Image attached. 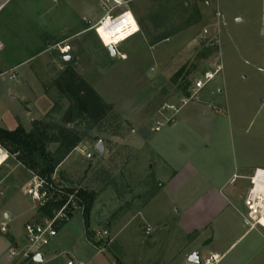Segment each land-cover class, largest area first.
Instances as JSON below:
<instances>
[{"label":"rangeland","instance_id":"rangeland-1","mask_svg":"<svg viewBox=\"0 0 264 264\" xmlns=\"http://www.w3.org/2000/svg\"><path fill=\"white\" fill-rule=\"evenodd\" d=\"M123 1L141 30L117 49L127 59L112 57L105 50L109 46L105 37L102 44L92 30L93 20L104 15L100 0H12L8 4L0 13L4 45L0 51V128H30L39 120L35 105L42 88L51 107L42 120L82 134V142L51 176L55 187L82 201L85 194L91 201L92 237L93 231L109 233L103 248L111 249L115 242L116 251L129 252L132 261H137L139 249H157L165 258L169 256L166 249H177L186 238L192 240L194 234L187 237L184 231L193 218H181L180 213L206 194L200 186L207 173L219 172L221 167L216 153L230 158L231 170L235 154L239 163L264 166V0ZM205 29L208 35L203 34ZM82 30L89 32L78 35ZM61 41H68L70 54L92 71L89 82L111 106L97 125L87 121L62 124L68 102L54 87L60 66L53 62L59 52L52 49ZM46 42H52L54 51L12 71V66L43 50ZM221 64L224 71L198 93L197 100L184 105L194 83ZM41 69L47 75L42 76V71L37 78ZM13 74L16 80L10 79ZM56 148L53 144L47 151L53 153ZM174 168L197 173L191 170L186 181L160 189V170L166 180ZM32 179L33 172L17 155L0 169L4 193L0 209L8 206L17 215L10 229L20 236L30 208L41 217L37 204L23 191ZM228 189L235 191L234 203L245 217L244 190L239 184ZM53 199L55 209L65 201L62 194ZM85 210V205L76 208L74 218L81 219ZM148 216L160 228L155 246H147L153 232L143 222ZM243 216L235 212V218L225 223L231 231L220 222L214 247L233 245L231 257L244 264H264V229L249 231ZM44 218L34 216L30 223Z\"/></svg>","mask_w":264,"mask_h":264},{"label":"crops","instance_id":"crops-1","mask_svg":"<svg viewBox=\"0 0 264 264\" xmlns=\"http://www.w3.org/2000/svg\"><path fill=\"white\" fill-rule=\"evenodd\" d=\"M100 19L101 16L95 18L93 23L96 24ZM87 32L89 31L82 30L81 32H78V35L82 36L83 34H87ZM65 42L67 43L68 41ZM3 46L2 37L0 36V51L3 49ZM51 47L52 42H46V46L43 48V50L41 48V50H38L32 56L20 62V64L12 66V71L15 70L14 72H17V69L20 66L33 61L35 58L45 57L48 52L54 51L51 49ZM105 50L108 51L106 47ZM117 53L120 55L121 59H126L125 54H119L118 51ZM71 58V62L65 61ZM80 61L81 59L76 54L70 53L67 55H61L58 53L57 58L53 59V62L57 63V67L60 66L59 70L56 71L58 75L66 69L68 64H71L75 71L90 86L94 88L92 83L89 82L92 71L88 70L87 66L82 64L80 65ZM45 62L48 64L49 59H47ZM221 66L223 72V64H221ZM42 71L44 72L42 76L47 75L45 74L46 70L44 71L41 69L37 75V78L41 76ZM27 74H29V71L25 72V75ZM223 83L226 85L225 76H223ZM218 92L222 93L223 90L220 89ZM99 94L103 96L101 92H99ZM35 108L37 112L40 113V119H35V121H43V117L51 110L49 98L46 96L42 88L39 90V100L37 101ZM30 111L31 110L28 109L29 113ZM197 112L199 111L197 110ZM23 128L27 130L26 132H30L32 130V124L30 128H26L25 126H23ZM145 142L148 144V140ZM216 155L218 163L221 164V167L219 172L207 173V177H205L203 184H201L202 186H200L206 191V194L203 195L199 200L192 202L190 208H184L180 213L181 218L185 219L188 218V216L193 218L192 221L188 220L191 221L190 223L192 224L187 227V229H185L187 231H184V234L187 237L194 234L192 240H187L186 238V240L181 243L177 249H166V252L167 254L169 253V256H165V258L160 257L159 251L157 249H139L136 251L137 261H132L131 254L129 252H122L120 250L118 253V251H116L114 248L115 242L110 245L111 249L98 248L90 243L87 239V230L83 216L78 220H76L73 216L69 222L58 228L57 237L52 240L51 244L49 245L50 247L40 252V254L37 256L40 257V260L37 261L36 259L34 261H24L21 259V257H18L14 260L10 259V252L14 249L25 248L27 241L25 231L24 234L20 236V234H16L12 229H10L9 226L8 234L4 235L0 233V264H69V262H73V264H193L190 262V259L194 255L199 256L201 264H204L205 261L210 259L212 256L218 257L217 261L213 264H244L239 258L231 257L233 252L231 248L233 245L229 248L215 249L214 244L216 242V231L221 227L220 222L225 228L227 227V229L231 231V226L225 223L231 222L233 220L232 218H235V212L243 216L241 210H239L234 203L235 191L228 189V186H231L232 184H239L240 188H242L245 192L243 197L244 199L248 189L247 179L253 174L255 170H264V166H252V164L250 165L245 162L239 163L237 155L235 154V159L232 157L234 166L233 170H231L230 158L227 157V159H225L226 157H223V155L217 153ZM5 164H3L0 169ZM187 170L188 169L180 170L174 168L172 174L166 178V180L163 178V174L165 172L160 170V177L163 179V182L161 181L159 185L160 189L164 190L166 187H172L179 182L189 179L190 174H192L191 170L194 169H190V173L187 172ZM194 172L197 173L195 170ZM12 213L13 212L10 211L8 206H3V208L0 209V222L4 219H9L11 224L12 217L17 218V215ZM34 216L35 209L32 207L28 211V219L26 220L24 226L31 222ZM152 216H148L150 217L148 221L143 220V222L147 223L153 231L147 246H155L158 242V237L156 234L160 228L155 222H153L154 219H152Z\"/></svg>","mask_w":264,"mask_h":264},{"label":"built area","instance_id":"built-area-1","mask_svg":"<svg viewBox=\"0 0 264 264\" xmlns=\"http://www.w3.org/2000/svg\"><path fill=\"white\" fill-rule=\"evenodd\" d=\"M102 2V9L104 15L93 26V31L98 39L104 44L103 35H109L114 42L116 50L123 43L138 35L141 30L139 23L130 9H128L127 2L123 0H100ZM12 0H0V13L10 4ZM218 19L221 14L217 13ZM262 24L264 26V14L262 15ZM204 35H208L207 29L203 31ZM108 49V47H106ZM52 49L57 50L61 55H67L71 51V47L65 42L57 43ZM222 66L217 65L214 72H206L202 79L194 83L192 94L187 99L183 100V104L189 103L191 100H197L198 93L203 90L206 85L211 82L219 73L222 72ZM11 80H16V75L10 76ZM171 109H174L171 107ZM85 152V148H81V153ZM12 155L0 144V167L5 164ZM90 157V156H89ZM248 189L244 198V207L246 209L245 223L250 230L262 228L264 229V170L257 169L247 179ZM24 193L31 199V201L40 208H44L49 203H56L53 197L56 194H62L65 197L59 209L53 208L52 217H45L41 222L27 223L24 226L27 245L23 249H14L10 252V259L21 257L24 261H34L36 257L47 248L52 240L57 237V226L69 222L75 215L76 208H84L83 201L73 193L64 194L58 190L52 181H47L41 177L33 174V179L27 183L23 189ZM54 196L52 197V195ZM4 193L0 191V197ZM62 197V196H61ZM63 198V197H62ZM57 204V203H56ZM36 206V207H37ZM10 220L4 219L0 222V233H9ZM93 240L96 243H105L109 236L107 231L98 232L93 231ZM146 235H151V230H146ZM104 247V245H102ZM105 249V248H103ZM217 256H212L205 261L204 264H213L217 261ZM73 264V262H69Z\"/></svg>","mask_w":264,"mask_h":264},{"label":"trees","instance_id":"trees-1","mask_svg":"<svg viewBox=\"0 0 264 264\" xmlns=\"http://www.w3.org/2000/svg\"><path fill=\"white\" fill-rule=\"evenodd\" d=\"M182 72L183 70L175 75L174 82L179 80ZM54 87L60 96L68 102V108L62 118L63 125H81L82 121L97 125L111 111V106L103 101L102 97L75 71L71 64H68L66 69L55 79ZM81 142L82 134L78 131L44 121H34L30 132H26L22 126L13 131L0 128V144L11 155H17L18 161L27 170L47 181H51L55 169ZM53 144L57 145V148L53 153H49L47 148ZM83 199V204L86 207L83 219L87 230V239L96 247L103 248L101 243H96L93 240L89 231L92 203L85 194ZM55 205L56 203L51 202L47 207L40 208L38 212L41 217L35 215V218L39 220L43 217H52Z\"/></svg>","mask_w":264,"mask_h":264},{"label":"water","instance_id":"water-1","mask_svg":"<svg viewBox=\"0 0 264 264\" xmlns=\"http://www.w3.org/2000/svg\"><path fill=\"white\" fill-rule=\"evenodd\" d=\"M108 52L110 53V55H111L112 57H116V56H118L117 50H116V48H115L114 46H110V47H108ZM65 61H66V62H71V61H72V58L69 59V60H65ZM97 149H98V151H100V152L103 151V147H102V145L99 144L98 147H97ZM37 260H40V257H37V258H36V261H37ZM190 262L193 263V264H201V261H200V258H199L198 255H194L193 257H191Z\"/></svg>","mask_w":264,"mask_h":264},{"label":"bare ground","instance_id":"bare-ground-1","mask_svg":"<svg viewBox=\"0 0 264 264\" xmlns=\"http://www.w3.org/2000/svg\"><path fill=\"white\" fill-rule=\"evenodd\" d=\"M104 37H105V39L107 40V42H108V44H109V46L108 47H110V46H113L114 45V42H112V39L109 37V35H103ZM127 59V58H126ZM264 223V222H263Z\"/></svg>","mask_w":264,"mask_h":264}]
</instances>
